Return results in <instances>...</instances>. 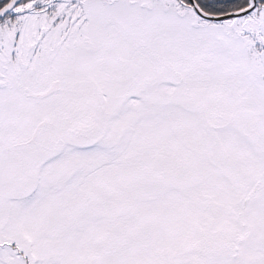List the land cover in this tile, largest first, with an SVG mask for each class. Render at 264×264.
Segmentation results:
<instances>
[{"label":"snow or ice","instance_id":"1","mask_svg":"<svg viewBox=\"0 0 264 264\" xmlns=\"http://www.w3.org/2000/svg\"><path fill=\"white\" fill-rule=\"evenodd\" d=\"M0 264H264V0H0Z\"/></svg>","mask_w":264,"mask_h":264}]
</instances>
